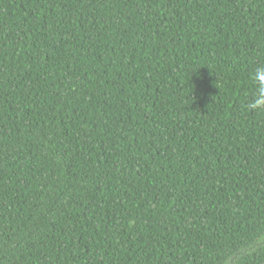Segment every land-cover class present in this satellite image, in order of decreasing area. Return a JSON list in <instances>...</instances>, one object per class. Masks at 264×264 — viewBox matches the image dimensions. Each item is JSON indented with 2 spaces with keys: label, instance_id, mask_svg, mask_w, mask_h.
<instances>
[{
  "label": "trees",
  "instance_id": "16d2710c",
  "mask_svg": "<svg viewBox=\"0 0 264 264\" xmlns=\"http://www.w3.org/2000/svg\"><path fill=\"white\" fill-rule=\"evenodd\" d=\"M264 0H0V264H264Z\"/></svg>",
  "mask_w": 264,
  "mask_h": 264
},
{
  "label": "clouds",
  "instance_id": "9594fccd",
  "mask_svg": "<svg viewBox=\"0 0 264 264\" xmlns=\"http://www.w3.org/2000/svg\"><path fill=\"white\" fill-rule=\"evenodd\" d=\"M254 92L247 108L251 111H264V65H260L251 73Z\"/></svg>",
  "mask_w": 264,
  "mask_h": 264
}]
</instances>
